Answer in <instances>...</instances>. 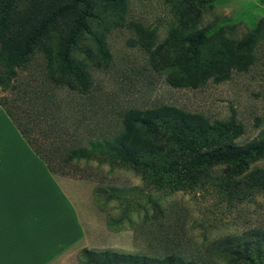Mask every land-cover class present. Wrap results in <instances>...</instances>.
I'll return each instance as SVG.
<instances>
[{
	"label": "rangeland",
	"instance_id": "1",
	"mask_svg": "<svg viewBox=\"0 0 264 264\" xmlns=\"http://www.w3.org/2000/svg\"><path fill=\"white\" fill-rule=\"evenodd\" d=\"M125 1V22L148 27L155 33L156 44L161 43L173 21L164 0ZM213 4L203 17L205 46L225 44L229 48L231 41L245 45L257 32L249 52L250 64L245 70L231 72L228 79L210 78L194 89L171 87L165 75L152 70L147 54L136 43L135 32L125 26L106 37L108 66L91 69L93 85L87 95L47 84V92H43L54 93V98L43 97L38 91L43 69L35 64L29 71H34L38 82H29L31 72L19 71L17 81L0 89V97L22 101L21 108L30 117L44 113L33 124L34 135L43 141L46 138L40 133L47 134L46 143L52 142L58 149L56 159L64 157L61 147L88 148L89 142L114 135L128 109L162 105L211 121L233 120L243 129L234 143L246 145L264 132V4L260 0H214ZM12 86H18V90ZM1 114L6 121L5 112ZM3 120L0 117V142L5 148V140H14L16 135ZM27 162L42 174L35 161ZM54 165L59 170L56 178L66 184L78 207L85 237L81 245L52 264H86L81 257L84 248L147 259L180 254L187 263L234 264L220 254L216 243L245 233H264V190L234 202L214 187L169 193L166 186L153 185L145 175L107 161H59ZM255 170H264V159L249 166V171Z\"/></svg>",
	"mask_w": 264,
	"mask_h": 264
},
{
	"label": "trees",
	"instance_id": "2",
	"mask_svg": "<svg viewBox=\"0 0 264 264\" xmlns=\"http://www.w3.org/2000/svg\"><path fill=\"white\" fill-rule=\"evenodd\" d=\"M164 2L173 21L165 39L156 44L155 33L148 27L125 22V0H0V89L17 81L19 71L29 73L30 67L39 64L43 80L38 91L43 97L54 98L52 92L46 95L47 84L87 95L93 85L91 69L108 66L106 37L125 26L135 32L136 43L147 54L152 70L165 75L173 88L194 89L210 78L228 79L231 72L245 70L250 64L249 52L257 32L245 45L231 41L229 48L225 44L205 46L203 17L213 9L214 0ZM29 78V82H38L34 71ZM16 99L0 97V107L55 177L59 171L55 162L96 159L131 168L153 185L166 186L169 193L214 187L228 201L242 202L264 190V170L249 171L252 163L264 159V132L238 146L234 141L243 129L233 120L211 121L167 105L131 108L122 114L120 130L114 135L91 141L88 148L61 147L64 157L56 159L58 149L52 142L46 143L47 134L40 133L46 138L43 141L34 135L33 124L39 122L41 113L30 117L21 108L22 101ZM216 244L231 263L264 264V233H245ZM81 257L86 264H194L180 254L147 259L85 248Z\"/></svg>",
	"mask_w": 264,
	"mask_h": 264
},
{
	"label": "crops",
	"instance_id": "3",
	"mask_svg": "<svg viewBox=\"0 0 264 264\" xmlns=\"http://www.w3.org/2000/svg\"><path fill=\"white\" fill-rule=\"evenodd\" d=\"M2 112L0 107L3 120ZM6 118L3 123L16 137L6 139L5 148L0 142V264H52L82 244L83 222L66 184L47 170ZM28 159L39 165L41 175Z\"/></svg>",
	"mask_w": 264,
	"mask_h": 264
}]
</instances>
